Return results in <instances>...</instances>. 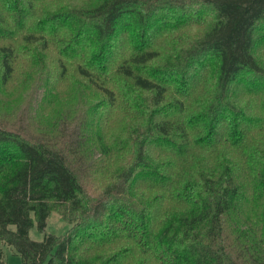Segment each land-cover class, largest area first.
<instances>
[{
	"label": "trees",
	"instance_id": "obj_1",
	"mask_svg": "<svg viewBox=\"0 0 264 264\" xmlns=\"http://www.w3.org/2000/svg\"><path fill=\"white\" fill-rule=\"evenodd\" d=\"M54 213L67 231L32 239ZM5 245L264 264V0H0Z\"/></svg>",
	"mask_w": 264,
	"mask_h": 264
},
{
	"label": "rangeland",
	"instance_id": "obj_2",
	"mask_svg": "<svg viewBox=\"0 0 264 264\" xmlns=\"http://www.w3.org/2000/svg\"><path fill=\"white\" fill-rule=\"evenodd\" d=\"M39 94V92H37V90H30L28 92L29 96H33V98H36V96ZM26 99H28V96L26 95ZM23 100L18 106L20 107L19 109H21L26 102ZM33 104L34 106L37 105L36 99L33 100ZM28 107L25 108V114L24 113H20L18 114L16 117H12L13 120H23L25 119L26 122H29V120L31 119L30 116L35 112V110H33L32 108L29 109L27 111ZM21 111L23 112L24 109L22 108ZM69 228V224L62 218L61 215L59 214H52L50 216V218L48 219V225L45 228V231L40 232L37 230L36 227L32 228L30 230V237L32 239L35 240H42L44 239L45 234L48 233H55V234H63L64 232L67 231V229ZM5 260L7 262H9L10 264H23L22 263V259L21 256L19 254H16L14 248H12L11 246L5 245L4 246V255Z\"/></svg>",
	"mask_w": 264,
	"mask_h": 264
}]
</instances>
